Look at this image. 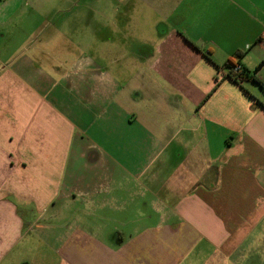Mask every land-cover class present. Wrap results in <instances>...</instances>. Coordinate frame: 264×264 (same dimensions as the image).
<instances>
[{"label":"crops","instance_id":"obj_1","mask_svg":"<svg viewBox=\"0 0 264 264\" xmlns=\"http://www.w3.org/2000/svg\"><path fill=\"white\" fill-rule=\"evenodd\" d=\"M230 61L264 82V0L1 1L0 264H264Z\"/></svg>","mask_w":264,"mask_h":264},{"label":"trees","instance_id":"obj_2","mask_svg":"<svg viewBox=\"0 0 264 264\" xmlns=\"http://www.w3.org/2000/svg\"><path fill=\"white\" fill-rule=\"evenodd\" d=\"M230 63V64H229ZM227 66L230 67L228 71V76L233 79L236 82H241L243 80H253L257 82L262 88H264V82L258 77L257 72L261 66L262 63L259 64V66L253 70H250L246 67H244L241 63H234L230 61ZM237 64H241V69L236 71L235 66Z\"/></svg>","mask_w":264,"mask_h":264},{"label":"built area","instance_id":"obj_3","mask_svg":"<svg viewBox=\"0 0 264 264\" xmlns=\"http://www.w3.org/2000/svg\"><path fill=\"white\" fill-rule=\"evenodd\" d=\"M1 1H4V0H0V2ZM241 69V64H237L236 66H235V70L236 71H238V70H240Z\"/></svg>","mask_w":264,"mask_h":264},{"label":"rangeland","instance_id":"obj_4","mask_svg":"<svg viewBox=\"0 0 264 264\" xmlns=\"http://www.w3.org/2000/svg\"><path fill=\"white\" fill-rule=\"evenodd\" d=\"M66 1H68V0H66Z\"/></svg>","mask_w":264,"mask_h":264}]
</instances>
